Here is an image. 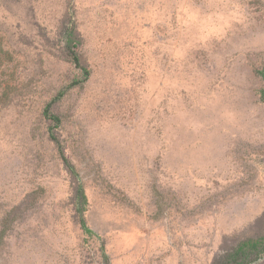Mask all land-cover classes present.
<instances>
[{
    "label": "rangeland",
    "instance_id": "374dc122",
    "mask_svg": "<svg viewBox=\"0 0 264 264\" xmlns=\"http://www.w3.org/2000/svg\"><path fill=\"white\" fill-rule=\"evenodd\" d=\"M263 76L264 0H0V264H225L264 234Z\"/></svg>",
    "mask_w": 264,
    "mask_h": 264
},
{
    "label": "trees",
    "instance_id": "16d2710c",
    "mask_svg": "<svg viewBox=\"0 0 264 264\" xmlns=\"http://www.w3.org/2000/svg\"><path fill=\"white\" fill-rule=\"evenodd\" d=\"M76 36L71 31L66 36V48L69 52L70 61L73 63L74 67L80 69L83 73V80H85L89 76V70L84 68L79 60L78 55L73 51L70 50L74 44H76ZM264 79V76H263ZM82 81V80H81ZM78 84L80 83L79 80H76L72 82V84ZM74 84V85H75ZM61 93V91L58 92V95ZM61 95H59L60 97ZM59 97L56 96L51 102H48L44 109H43V116H45L50 121L54 122V126H57L60 122L57 115L52 113L51 106L52 103L59 99ZM261 98L264 101V89L261 91ZM49 140L54 144L56 152L64 166V168L67 170L69 175L75 180L77 179V174L75 171L74 166L70 163L66 155L64 154L63 146L60 143L58 137L52 132L49 131L48 134ZM77 181V180H75ZM77 185L73 187V208L74 213L77 217L78 223L82 231L84 233H90L92 234V231L88 228L87 223L84 218V211H85V205L87 203L86 195L84 193V189L82 186L76 182ZM264 255V234L261 236L255 237V238H248L246 240H243L238 243L236 248L233 250L231 254H229L226 258L225 264H250L253 261H256L261 258V256ZM224 264V262H219L216 264ZM215 264V262H214Z\"/></svg>",
    "mask_w": 264,
    "mask_h": 264
}]
</instances>
